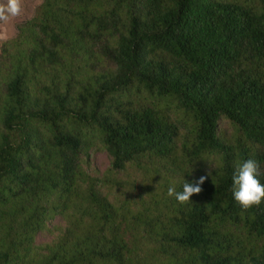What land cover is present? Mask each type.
Instances as JSON below:
<instances>
[{
  "label": "trees",
  "instance_id": "obj_1",
  "mask_svg": "<svg viewBox=\"0 0 264 264\" xmlns=\"http://www.w3.org/2000/svg\"><path fill=\"white\" fill-rule=\"evenodd\" d=\"M247 159L264 184V0H41L0 41V264H264Z\"/></svg>",
  "mask_w": 264,
  "mask_h": 264
},
{
  "label": "clouds",
  "instance_id": "obj_2",
  "mask_svg": "<svg viewBox=\"0 0 264 264\" xmlns=\"http://www.w3.org/2000/svg\"><path fill=\"white\" fill-rule=\"evenodd\" d=\"M21 13V0H7V5L0 4V20L7 21L9 16ZM190 171V170H189ZM206 177L200 176L198 180L184 182L182 190L177 192L174 186L168 188V195L175 196L181 204L191 201L193 194L202 191L201 185ZM233 196L243 209L259 205L264 200V184L258 179V165L253 159H247L239 165L232 176Z\"/></svg>",
  "mask_w": 264,
  "mask_h": 264
},
{
  "label": "rangeland",
  "instance_id": "obj_3",
  "mask_svg": "<svg viewBox=\"0 0 264 264\" xmlns=\"http://www.w3.org/2000/svg\"><path fill=\"white\" fill-rule=\"evenodd\" d=\"M40 2L41 0H21V13L19 15L9 16L7 21L0 20V41L13 38L16 34V26L30 19ZM0 4L6 6L7 0H0ZM220 127L226 133H230L232 130L231 126L225 120L220 122ZM109 162V157L105 151H96L94 154H91V165L99 174L108 168ZM49 238L50 236L48 234L40 233L36 236V242H44L49 240Z\"/></svg>",
  "mask_w": 264,
  "mask_h": 264
}]
</instances>
